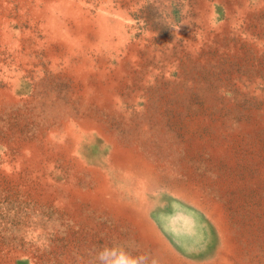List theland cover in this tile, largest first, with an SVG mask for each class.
Returning a JSON list of instances; mask_svg holds the SVG:
<instances>
[{
	"label": "rangeland",
	"instance_id": "374dc122",
	"mask_svg": "<svg viewBox=\"0 0 264 264\" xmlns=\"http://www.w3.org/2000/svg\"><path fill=\"white\" fill-rule=\"evenodd\" d=\"M264 264V0H0V264Z\"/></svg>",
	"mask_w": 264,
	"mask_h": 264
},
{
	"label": "clouds",
	"instance_id": "9594fccd",
	"mask_svg": "<svg viewBox=\"0 0 264 264\" xmlns=\"http://www.w3.org/2000/svg\"><path fill=\"white\" fill-rule=\"evenodd\" d=\"M115 264H136L135 260H128L121 256V258L117 261H115Z\"/></svg>",
	"mask_w": 264,
	"mask_h": 264
}]
</instances>
